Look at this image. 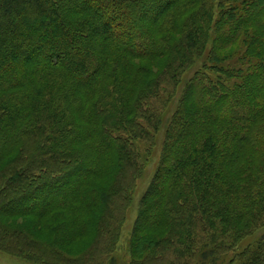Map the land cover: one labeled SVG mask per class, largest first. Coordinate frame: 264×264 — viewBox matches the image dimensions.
I'll list each match as a JSON object with an SVG mask.
<instances>
[{
  "label": "trees",
  "instance_id": "trees-1",
  "mask_svg": "<svg viewBox=\"0 0 264 264\" xmlns=\"http://www.w3.org/2000/svg\"><path fill=\"white\" fill-rule=\"evenodd\" d=\"M165 126L130 264H264V0H0L1 252L117 264Z\"/></svg>",
  "mask_w": 264,
  "mask_h": 264
},
{
  "label": "rangeland",
  "instance_id": "rangeland-1",
  "mask_svg": "<svg viewBox=\"0 0 264 264\" xmlns=\"http://www.w3.org/2000/svg\"><path fill=\"white\" fill-rule=\"evenodd\" d=\"M248 68V66H247ZM174 108L176 107V104H173ZM172 115V111L169 110V113L167 114V118ZM165 128L159 133L156 146L153 149L151 158L149 159V163L143 173V176L140 178L137 184V189L134 195L133 204L131 207V210L128 214L127 221L125 223L123 234L121 241L119 243L118 252L116 255L117 264H130L131 263V256L129 252V242L131 233L134 227V223L136 222V219L138 217V210H139V203L145 192L147 191L153 177L155 176V173L158 169L160 158H161V149L164 142V135H165ZM258 235L248 239L242 246L245 247L248 244H254L258 241ZM226 263V262H225ZM224 263V264H225ZM0 264H39L34 263L28 260H25L20 257H15L7 253H3L0 251ZM228 264V263H226Z\"/></svg>",
  "mask_w": 264,
  "mask_h": 264
}]
</instances>
